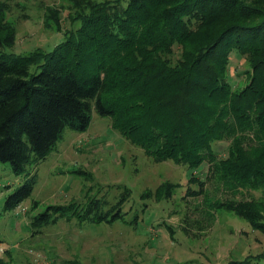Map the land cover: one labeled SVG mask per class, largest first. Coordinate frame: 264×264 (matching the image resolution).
Segmentation results:
<instances>
[{
	"label": "trees",
	"instance_id": "trees-1",
	"mask_svg": "<svg viewBox=\"0 0 264 264\" xmlns=\"http://www.w3.org/2000/svg\"><path fill=\"white\" fill-rule=\"evenodd\" d=\"M73 2L63 38L24 55L5 51L14 30L0 5V162L23 171L30 154L43 158L65 127L85 130L94 110L153 161L192 169L207 162L213 174L264 193V0ZM231 51L248 64L242 86L227 78ZM222 139L229 144L220 158L213 143ZM32 182L5 205L28 196ZM93 204L94 221L120 216ZM224 205L264 231L257 214L264 201ZM261 259L264 252L228 264ZM0 264L11 263L0 255Z\"/></svg>",
	"mask_w": 264,
	"mask_h": 264
},
{
	"label": "rangeland",
	"instance_id": "rangeland-1",
	"mask_svg": "<svg viewBox=\"0 0 264 264\" xmlns=\"http://www.w3.org/2000/svg\"><path fill=\"white\" fill-rule=\"evenodd\" d=\"M0 5L14 30L5 51L21 55L51 50L76 9L73 0ZM247 68L243 56L231 51L227 78L233 86L245 83ZM228 144L213 143L218 157L227 155ZM30 178V194L7 207L8 196ZM94 201L99 211L120 216L94 221L87 211ZM258 201H264L262 189L223 179L207 162L192 169L153 161L112 128L109 116L92 110L85 130L65 127L43 158L30 154L23 171L0 162V255L11 264H228L261 255L264 231L224 204ZM257 208L264 217V206ZM45 212L46 222L35 220Z\"/></svg>",
	"mask_w": 264,
	"mask_h": 264
}]
</instances>
